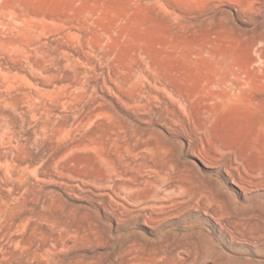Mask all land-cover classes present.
<instances>
[{
    "label": "rangeland",
    "instance_id": "obj_1",
    "mask_svg": "<svg viewBox=\"0 0 264 264\" xmlns=\"http://www.w3.org/2000/svg\"><path fill=\"white\" fill-rule=\"evenodd\" d=\"M0 264H264V0H0Z\"/></svg>",
    "mask_w": 264,
    "mask_h": 264
},
{
    "label": "bare ground",
    "instance_id": "obj_2",
    "mask_svg": "<svg viewBox=\"0 0 264 264\" xmlns=\"http://www.w3.org/2000/svg\"><path fill=\"white\" fill-rule=\"evenodd\" d=\"M11 16V15H10ZM14 22V21H13ZM17 23V22H16ZM226 62V61H225Z\"/></svg>",
    "mask_w": 264,
    "mask_h": 264
}]
</instances>
